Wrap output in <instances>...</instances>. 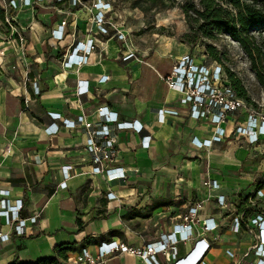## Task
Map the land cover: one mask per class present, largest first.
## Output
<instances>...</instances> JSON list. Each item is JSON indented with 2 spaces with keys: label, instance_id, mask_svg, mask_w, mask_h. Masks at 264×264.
Returning <instances> with one entry per match:
<instances>
[{
  "label": "crops",
  "instance_id": "obj_1",
  "mask_svg": "<svg viewBox=\"0 0 264 264\" xmlns=\"http://www.w3.org/2000/svg\"><path fill=\"white\" fill-rule=\"evenodd\" d=\"M13 14L25 43L7 38L0 44V189L23 200L24 217L36 212L38 218L34 224L27 222L25 235L12 234L2 243L0 264L54 257L55 246L62 243L74 248L65 261L58 259L61 264H73L82 248L94 252L103 241L142 247L170 234L188 207L199 200L202 207L197 218L213 219L215 226L203 232L197 225L190 239L178 240L168 249L169 258L158 253L157 262L195 264L200 235L209 246L199 264L255 262L252 253L243 254L258 233L248 220L264 215V171L254 166L255 158L264 152V137L250 145L244 136L233 132L235 125L244 124L243 112L227 118L221 141L197 148L192 139H209L214 127L208 119L190 118L186 107L178 103L181 94L164 80L179 55L148 56L139 50L136 58L123 61L118 53L122 41L107 40L109 55L99 57L96 50L89 63L64 68L65 47L73 39L88 37L90 13L83 9L75 12V19L69 16L74 25L67 26L68 34L54 45L50 31L63 17L60 12L25 7ZM165 60L163 74L158 63ZM104 76L106 80L99 81ZM79 80L88 81V90L77 96ZM33 82L39 86V94L33 93ZM169 105L179 114L159 122L154 110ZM100 106L116 111L121 120H137L143 125L141 133L118 132L116 157L108 167H122L124 177L112 180L104 173H91L80 131L64 128L59 120L57 133L45 131L52 122L49 112L69 119L84 115L95 121ZM142 136H149L148 148H141ZM64 168L70 176L66 186L59 187ZM207 179L216 180L219 188L205 187ZM256 190H261V197ZM218 195H224L226 206L217 203ZM243 213L245 221L235 232L232 221ZM0 229L9 231L4 225ZM98 264L148 263L115 252Z\"/></svg>",
  "mask_w": 264,
  "mask_h": 264
},
{
  "label": "built area",
  "instance_id": "obj_2",
  "mask_svg": "<svg viewBox=\"0 0 264 264\" xmlns=\"http://www.w3.org/2000/svg\"><path fill=\"white\" fill-rule=\"evenodd\" d=\"M115 0H2V10L6 12L5 22L12 30L9 39H15L18 44L25 43L24 36L20 29L16 28L18 20L13 12L29 7L52 8L60 12L63 17L55 28L50 31L51 44L61 41L68 34L67 26L74 25L75 12L85 9L90 13L92 28L88 37L84 40H72L65 47L62 59L64 68H77L89 63L90 55L98 51L99 57L109 55L107 40L122 41L118 48L120 59L123 61L134 59L137 56V47L129 41L125 31L114 26L108 19V13L113 9ZM74 17L68 21V17ZM16 23V24H15ZM112 30V31H111ZM17 35V38H15ZM107 76L101 77L99 81H105ZM167 86L170 89L178 91L181 96L178 103L186 107L187 115L196 120L208 119L213 125V134L209 139L193 138L192 143L197 148H208L213 143L221 141L225 135V123L228 117L235 116L239 111L245 115L244 124H237L233 132L244 136L250 145L258 144L264 137V110L258 109L237 96L235 91L228 83L224 69L221 64L211 62L210 65L195 61L191 55H183L175 61L171 67L170 73L164 77ZM34 94H39L40 88L36 82L32 84ZM88 81L79 80L76 85V95L80 96L87 93ZM159 122H164L167 116H177L179 111L172 105L164 106L154 110ZM52 122L45 128L50 134H55L60 128L58 120L66 129H75L80 131L85 137V151L91 162V173H104L108 180L124 177L122 167H108V163L113 162L117 152L118 132L122 130H131L135 133H141L143 125L137 120H121L116 111H112L107 106H100L96 109L95 121H89L84 115H79L74 119L62 117L61 113H48ZM141 148H148L149 136L141 137ZM70 174L68 169H62L63 180L59 182V187L66 186V180ZM209 189H218L219 184L216 180L207 179L203 182ZM256 195L262 196L261 190H256ZM111 197V193L107 194ZM217 203L220 206H226L227 201L224 195H218ZM202 207V201L190 205L187 212L181 216V222L174 225L173 231L161 237L157 242L147 243L142 247H132L124 242L110 240L103 241L96 245L95 251L91 252L87 248H82L77 254L73 264H98L106 256L118 252L129 253L138 256L148 264H160L156 260L158 253H163L169 258L168 249H172L173 244L179 241H186L192 235V229L201 225L203 232L211 230L215 222L206 219L200 221L197 218V212ZM24 208L23 200L12 198L9 191L0 189V226L9 228L8 232L0 229V249L2 243L13 235H25L27 231V222L36 223L38 214L35 212L29 217H24L22 211ZM245 213L234 217L232 221V230H240L244 223ZM213 224V226H211ZM248 224L254 225L258 231L255 234V242L245 251L244 257L252 253L255 256V262L247 264H264V215L256 214L248 220ZM200 243L199 250L193 259L195 264L202 263V256L209 246V243L201 237H198ZM230 257L233 253L227 251ZM175 254L172 255L174 257ZM172 264H181L176 261Z\"/></svg>",
  "mask_w": 264,
  "mask_h": 264
},
{
  "label": "rangeland",
  "instance_id": "obj_3",
  "mask_svg": "<svg viewBox=\"0 0 264 264\" xmlns=\"http://www.w3.org/2000/svg\"><path fill=\"white\" fill-rule=\"evenodd\" d=\"M199 0H115L113 9L108 13L107 19L116 27L125 31L129 41L142 53L148 56L153 54H168L174 57L191 55L195 61L210 65L212 59L208 55L205 44L209 43L216 48L224 75L227 71L234 73L242 81L251 105L264 110V86L258 80L250 61L239 45L224 33L214 34L213 38H198L187 41L185 34L191 30L185 21L181 7L185 4L193 8L199 7ZM2 0H0V11ZM192 11V10H191ZM190 11V12H191ZM0 15V44L12 35V30ZM16 24V23H15ZM16 28L19 29L18 24ZM21 34L22 33V30ZM112 31V30H111ZM250 34L264 51V24L251 27ZM26 35V34H25ZM17 38V35H15ZM190 40L193 38L190 36ZM206 52V53H205ZM264 63V62H263ZM158 70L165 73L167 63L160 61ZM257 171H264V152L255 158Z\"/></svg>",
  "mask_w": 264,
  "mask_h": 264
},
{
  "label": "trees",
  "instance_id": "obj_4",
  "mask_svg": "<svg viewBox=\"0 0 264 264\" xmlns=\"http://www.w3.org/2000/svg\"><path fill=\"white\" fill-rule=\"evenodd\" d=\"M198 5L197 8L187 4L181 7L192 34H185L184 38L191 42L198 38H213L214 34L228 35L239 43L250 61L251 68L264 86V51L250 34L251 27L264 24V0H199ZM0 15L3 18L2 9ZM190 36L193 40L189 39ZM205 48L212 62L222 65L216 48L209 43L205 44ZM226 79L237 96L251 105L241 79L230 71H227ZM87 241L89 242L90 239ZM73 248L70 243H62L55 246L54 257L41 258L34 263L19 264H61L58 259L65 261L67 252L72 251ZM8 264H17L16 259Z\"/></svg>",
  "mask_w": 264,
  "mask_h": 264
}]
</instances>
